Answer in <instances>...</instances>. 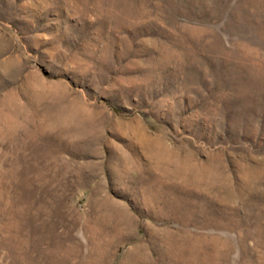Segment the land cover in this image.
Returning a JSON list of instances; mask_svg holds the SVG:
<instances>
[{"label":"rangeland","instance_id":"rangeland-1","mask_svg":"<svg viewBox=\"0 0 264 264\" xmlns=\"http://www.w3.org/2000/svg\"><path fill=\"white\" fill-rule=\"evenodd\" d=\"M0 264H264V0H0Z\"/></svg>","mask_w":264,"mask_h":264},{"label":"bare ground","instance_id":"bare-ground-1","mask_svg":"<svg viewBox=\"0 0 264 264\" xmlns=\"http://www.w3.org/2000/svg\"><path fill=\"white\" fill-rule=\"evenodd\" d=\"M105 213L108 216V218H106L107 225L114 226V227H118L119 225H121L120 218L116 215V212H115V209L112 203H110V206L107 207V210L105 211ZM133 239L134 238L132 237V235H130L125 241L130 242V241H133ZM137 251L138 250L134 252L135 257L137 255Z\"/></svg>","mask_w":264,"mask_h":264}]
</instances>
